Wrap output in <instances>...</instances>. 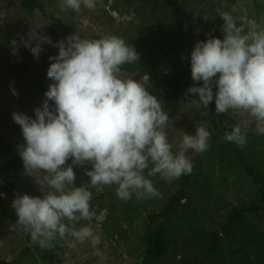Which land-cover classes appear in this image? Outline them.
Returning <instances> with one entry per match:
<instances>
[{
    "label": "rangeland",
    "instance_id": "rangeland-1",
    "mask_svg": "<svg viewBox=\"0 0 264 264\" xmlns=\"http://www.w3.org/2000/svg\"><path fill=\"white\" fill-rule=\"evenodd\" d=\"M37 1L60 20L59 38L52 36L51 22L38 10L25 8L20 0H0L1 163L14 154L19 155L25 143L13 112L35 119L34 109L42 106L44 94L53 83L47 77V70L54 62L49 57L58 54L59 49L54 45L69 35L77 32L85 39L121 37L139 53L137 63L179 76L184 92L189 94V87L203 85L202 81L194 82L191 78L190 54L194 45L210 36L224 38V21L217 10L229 12L246 31L254 26L264 28V0H96L94 9L82 6L79 13L71 9L61 12L60 0ZM37 26L40 27L36 32L53 42L41 44L43 50L38 58L24 44L28 33ZM36 43L35 38L31 39V47ZM122 74L136 80L142 75ZM12 89L17 95H13ZM159 89L150 79L149 92L155 95ZM224 120L231 128L241 121L248 122L247 145L239 148L245 162L264 175V134L255 130V122L249 116L229 112L224 113ZM199 126L210 132L209 148L203 153L186 152L193 163L189 195L172 215L149 220V216L164 209L183 175L171 179H162L159 174L148 177L161 193L157 198L137 199L133 194L125 201L117 197L115 185L104 186L100 191L89 188L94 217L74 226H89L100 237L97 247L104 253L103 260L93 255L95 249L90 241L70 247L74 242L70 237L58 238L49 252L52 259H42L37 254L39 245L33 244L22 228L14 226L18 217L12 202L23 194L42 196L36 181L43 178V173L24 170L11 195L0 184V259L10 264H260L264 257V210L249 205L259 204L260 191L236 161L224 137L215 132L198 109L185 104L168 122L165 129L168 142L175 153L183 134H195ZM67 164H71V159ZM86 168L90 170L91 165L73 167L75 186L89 187ZM49 190L45 184L44 192ZM233 204H240L243 217L238 227L228 229L226 215ZM159 227L165 229L167 253L160 259H148L145 257L149 249L148 233ZM211 231L221 234L215 253L208 252ZM233 248L236 254L230 257Z\"/></svg>",
    "mask_w": 264,
    "mask_h": 264
},
{
    "label": "clouds",
    "instance_id": "clouds-1",
    "mask_svg": "<svg viewBox=\"0 0 264 264\" xmlns=\"http://www.w3.org/2000/svg\"><path fill=\"white\" fill-rule=\"evenodd\" d=\"M82 6L94 9L96 0H60L58 5L61 12L71 9L77 13ZM217 11L224 21V38L210 36L194 45L191 78L203 85L189 87V93L198 95L190 103L207 110L215 97L216 114L249 116L255 130L264 134V28L254 26L246 31L229 12ZM39 27L32 28L24 41L37 58L42 43L53 44L36 32ZM33 38L37 40L35 47L30 45ZM54 46L59 51L49 57L54 62L47 70L53 83L42 106L34 109L35 119L12 114L25 141L19 150L24 169L43 173L36 181L42 196L23 194L13 200L18 217L14 226L22 228L42 249L54 247L58 237L73 238L69 245L73 248L90 241L93 255L103 260L104 253L97 247L100 237L89 226H74L94 217L89 188L100 191L115 185L117 197L125 201L133 194L137 199L160 197L148 177L159 174L162 179H171L191 174L193 163L186 152L207 151L210 132L199 126L195 134L184 133L173 153L165 131L169 117L148 90L149 74H142L139 80L122 74L125 64L139 60V53L123 38L85 39L76 32ZM12 93L17 95L15 89ZM242 127L246 130L248 122L234 125L224 139L246 147ZM69 159L71 164L66 165ZM85 165H91L90 170L85 169L89 187H77L73 167ZM45 184L49 191L44 192Z\"/></svg>",
    "mask_w": 264,
    "mask_h": 264
},
{
    "label": "trees",
    "instance_id": "trees-1",
    "mask_svg": "<svg viewBox=\"0 0 264 264\" xmlns=\"http://www.w3.org/2000/svg\"><path fill=\"white\" fill-rule=\"evenodd\" d=\"M20 1L25 8L29 10L36 9L41 14L46 16L51 22L52 36L55 39L60 37V20L54 17L52 13L48 12L45 9L44 5L40 4L37 0ZM122 72H125L129 75L137 73L149 74L150 79L160 88L159 91L155 94V96L159 99L163 111L168 115L169 120L174 119L178 115L179 110L183 105L191 104V99H198V95H193L191 93L186 94L184 92L179 76H173L168 75L166 73H162L158 69L149 65L141 63L125 64L122 67ZM198 110L203 114L204 118L215 130V132H217L220 136L224 137L226 132L230 133L232 131V128L227 124L226 120H224V114L215 113V97L213 101L210 102L207 110L203 108ZM242 131L246 130L242 129ZM227 146L229 147L236 161L242 166L247 176H249L252 179L253 183L259 188L261 195L259 204L249 205H251V208L253 209H257L259 211L264 210V175L245 162L243 158V153L240 150L239 146H237L235 143L230 142H227ZM24 170L25 169L23 160L18 154L12 155L6 163L0 162V184L5 185L8 188L9 195L15 192L19 179ZM191 179L192 174L183 175L178 182L175 192L167 200L164 209L159 213H155L149 216V220H160L161 218H166L167 215H172L179 208V206H181L182 202L188 198ZM229 209L230 210L226 215V222L228 224V227H225L228 229L234 227L236 228L240 225L239 222L243 217V211L240 207V204H233ZM244 210H247V208L244 207ZM65 223H67V221H65ZM164 235L165 229L163 227H159L157 229H152L149 231L147 236V243L149 245V249H147L145 252L146 258L160 259L165 257L167 253V244L164 241ZM208 238L210 242V248L208 249V252L215 253L214 251L216 249V246L220 243L221 239L220 231L209 232ZM53 243L55 244L56 241H54ZM52 248H40L37 250V254L44 260H51L52 256L49 255V252L52 250ZM235 250L236 248H233L229 251L230 257H233L236 254ZM0 264L10 263L8 261L0 259ZM260 264H264V257L260 259Z\"/></svg>",
    "mask_w": 264,
    "mask_h": 264
}]
</instances>
